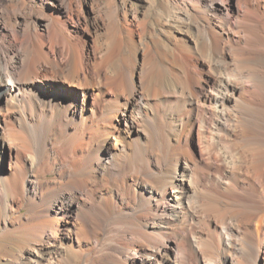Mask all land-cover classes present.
<instances>
[{"label": "bare ground", "instance_id": "6f19581e", "mask_svg": "<svg viewBox=\"0 0 264 264\" xmlns=\"http://www.w3.org/2000/svg\"><path fill=\"white\" fill-rule=\"evenodd\" d=\"M261 259L264 0H0V264Z\"/></svg>", "mask_w": 264, "mask_h": 264}, {"label": "rangeland", "instance_id": "374dc122", "mask_svg": "<svg viewBox=\"0 0 264 264\" xmlns=\"http://www.w3.org/2000/svg\"><path fill=\"white\" fill-rule=\"evenodd\" d=\"M4 161H5V160H4ZM260 263H261V264L263 263L262 259L259 261V264H260Z\"/></svg>", "mask_w": 264, "mask_h": 264}]
</instances>
